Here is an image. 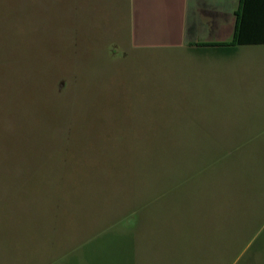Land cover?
I'll return each instance as SVG.
<instances>
[{"label": "rangeland", "instance_id": "374dc122", "mask_svg": "<svg viewBox=\"0 0 264 264\" xmlns=\"http://www.w3.org/2000/svg\"><path fill=\"white\" fill-rule=\"evenodd\" d=\"M128 1L0 0V264H264V46L134 49Z\"/></svg>", "mask_w": 264, "mask_h": 264}, {"label": "crops", "instance_id": "0c3cea01", "mask_svg": "<svg viewBox=\"0 0 264 264\" xmlns=\"http://www.w3.org/2000/svg\"><path fill=\"white\" fill-rule=\"evenodd\" d=\"M128 3L134 49H176L192 52L195 57L223 58L236 55L241 48L223 47L233 40L240 0H129Z\"/></svg>", "mask_w": 264, "mask_h": 264}, {"label": "trees", "instance_id": "16d2710c", "mask_svg": "<svg viewBox=\"0 0 264 264\" xmlns=\"http://www.w3.org/2000/svg\"><path fill=\"white\" fill-rule=\"evenodd\" d=\"M245 46H264V0H240L235 12L233 40L223 47Z\"/></svg>", "mask_w": 264, "mask_h": 264}]
</instances>
